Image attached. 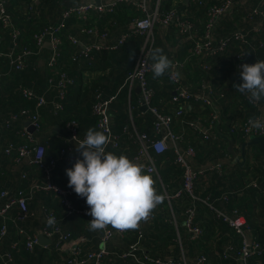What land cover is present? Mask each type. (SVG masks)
Returning a JSON list of instances; mask_svg holds the SVG:
<instances>
[{
    "label": "trees",
    "instance_id": "1",
    "mask_svg": "<svg viewBox=\"0 0 264 264\" xmlns=\"http://www.w3.org/2000/svg\"><path fill=\"white\" fill-rule=\"evenodd\" d=\"M177 0H175L176 2ZM226 1H230L234 8L223 18L221 19L216 25V27L213 29V35L222 39V38H231L233 37L234 33L241 31L244 33H248V35H251V28L254 27L255 24H261L260 32L261 34H258L256 36L257 39H253L250 36H247V40L249 44H243L236 41H231L229 47L224 53L217 54L215 56L209 57L206 60L207 65L210 66L209 70L202 69L199 66L197 58L191 57L190 54L187 56L191 60V63L195 65V69L200 71L202 73V76L205 77L200 83V88L196 91H191L183 82L184 87L187 89L188 92L191 94H199L202 92V85H208L210 84L212 91H213V100H214V109L212 108H204V110L201 109L200 104L196 103H188L185 107V115H183L182 118H178L173 121L172 123V131L177 134L181 135L182 139L180 141L179 147L183 150L188 147L192 148L194 152L196 153L197 157L195 158V161L198 162V164H201L203 159L206 157V162L203 161V163L207 162H216L221 160H228V158H231V155L227 152V143L225 140H223L222 136H227L233 143V147L236 153H240V146L241 144L246 141L245 135L243 131H240L238 129L239 123H243L244 120L249 119L252 116H256L258 114L257 109L250 105L244 97L241 95V93L236 91V94H232L233 100H236L239 110L233 111V114L231 111H229V106H224L225 102L229 100V97L226 96V94L223 93V88L219 87L223 84H220L219 86H216V82L213 85L212 80L214 77L217 76L216 71H214V65H211V63L215 62V60H220L221 58L227 57V60L225 59L226 66L222 68V71L220 73L221 81L223 82L224 79L228 76H231L232 74V84H238L242 83L240 76H239V69L237 66L239 64H254L257 62V60H264V12L262 15H254L252 11L255 8H259L260 5H262V9H264V3H261V0L258 1L256 5H253V7H250L252 3L249 0H188V2H183L181 0L178 3H175L174 0H159V10L162 14L168 13L172 8L176 11L177 14L181 15V19H185L189 22H192L196 29V35L202 37L205 32V21H206V13L207 9L210 6H217L222 5ZM61 0H38L37 3H32L31 0H25V4L22 6L21 11L24 14V20L25 23H19L16 19V22L14 21L11 12L8 9L7 4V13L11 16V19L13 21V24L15 28L19 31L20 36L18 38V49H29L33 54L30 56L25 57L24 59V67L21 70H15L14 67L10 65V60L7 59V55L9 51L13 47L12 39L6 29H3L0 24V56L3 57L0 58V72L4 74L0 79V86H3V82L5 80L10 81L8 83V89H9V98L6 99V102L9 103L10 109L8 113L6 114V117L3 121L1 130L3 131H9L10 129H13L14 124L17 122H25L26 117L21 114L22 111H28L31 115H36L38 117V128L35 129L34 132L41 131V121H40V108L43 107H50V106H44V105H50V102L52 100L57 99L59 90L56 87V83L58 80V77L60 74H65L67 78L71 81L70 84L67 85L64 94L66 95L68 88H70L72 85H74L75 81L71 77L70 73L59 67V63H56L53 67H50L49 65V59L50 57L56 53L57 59L56 61L59 62L61 58L62 53V45L67 46L69 48V52L72 53V56L70 57V61L77 62V61H89L87 59L79 58L81 48L79 45H75L72 43L71 38L77 39L82 44H92L95 43V38H93L90 35H87L85 33H82V28H89L93 27L88 23L89 16L92 12L89 13L88 19L85 20H79L74 16L69 17L68 19L63 20L62 14L66 10L61 5ZM154 3L156 0L153 1ZM242 6L240 7L239 5ZM9 3V0H8ZM83 4L82 0L78 1L77 3H74L72 6H77ZM176 4V5H175ZM239 4V5H238ZM240 7V8H239ZM250 7V8H249ZM48 9V12H45L44 10ZM43 13H48L52 18L50 20H47L42 17ZM100 15L101 22L103 18H108L110 21L108 24H114L116 14L119 15V17L122 19L123 23L125 24L124 31L120 34V36L115 40H110L111 32L114 31V25L112 26L107 25L105 27H102L101 25L98 27L100 33H104L106 35V38L109 40L110 46L117 47L115 50L118 52H121L123 54V59L121 62L118 63V67L115 69V71H111L109 76L104 77L106 79L103 84H106L103 86V88H99V86L92 90L93 92V100L92 103H89L88 107L85 108V110H77L76 112L72 113V116L69 118L68 121H66L65 124H69L70 122L74 121L77 123V135L79 139H83L85 132L90 127H95L97 130L102 131L97 126V117L93 113V106L99 99L101 100H109L111 99L109 108L112 107L114 102H120L122 101L126 102L127 99L129 101V105L131 107V116L128 118L125 116L126 114H121L124 117L125 123L128 122L130 131L132 133V136L135 137L136 141L138 142V147L136 149V152L133 156L134 158L138 155V151L140 149V144L137 139L138 135H145L148 139L155 140L159 138L158 135L154 132L153 123L155 121L154 115L146 111L143 113L142 120L145 123V127L142 129H138L136 125V118L134 116L135 110L138 107H140V96L133 93V88H129V84L127 81V78L129 74L134 70L139 52L141 47L144 43V37L140 35H132L130 38H128L124 43L121 45H118V42L120 38L130 33L129 27L130 25L137 19H142L145 17V15L137 9L132 4H121L117 5L114 9L111 11H103L100 13H97ZM116 15V16H115ZM248 15L250 17V20L248 19ZM195 16L200 17L202 19V22H197L195 19ZM98 19L99 16H98ZM241 20V21H240ZM76 22L78 24V33L85 39L82 40L81 37H76L78 35H72L69 32V26L71 23ZM234 22L236 23H243L245 24L244 27L246 29H239L238 27L231 26L228 28L227 31L220 32L223 29V24L227 26L229 23L230 25H234ZM252 23V24H251ZM62 24V27L59 29V31L56 33V36L58 37L60 43L57 46L55 50L51 49L50 55L47 59H44V56H41L42 51L46 52L47 49H45L44 45L41 47H38L35 43L34 36L44 32L49 29H53L57 26ZM219 25V26H218ZM218 26V30L216 31V28ZM163 27L156 25L155 31H154V41L151 46V50L155 49L158 45L159 41V47H161L162 43L160 39L155 32H157ZM167 27H171L170 30L165 29ZM163 28V30H167L168 32L172 31L174 28L176 30V35L178 37L179 41H187L189 44L188 50L191 48V42L189 40L185 39V36H180L178 34V29L175 27L174 24H169ZM23 29H26L25 31ZM215 31L218 35L215 34ZM90 36V37H89ZM168 36V33L166 34L165 38ZM92 37V38H91ZM73 46V49L72 47ZM163 50L165 48H162ZM107 51V50H102ZM231 51V53H230ZM135 52V55L132 59L129 58V53ZM190 52V51H189ZM228 53V54H227ZM243 55V60L240 61L237 57L239 54ZM165 54V53H164ZM169 59H171L173 62L181 63L182 65L186 62V60H178L174 57H170V53H166ZM230 55V57H229ZM256 55V57H255ZM74 57H77V60H73ZM224 59H221L223 61ZM181 61V62H180ZM39 62H42V65L39 67ZM152 62V61H151ZM65 68V67H63ZM182 68V66H181ZM35 69V71L33 70ZM181 69L179 70V73L181 74ZM68 72V73H67ZM6 74V75H5ZM9 75V76H8ZM34 75L42 78L40 81V85L42 88L39 87L38 83L34 81ZM5 76H7L5 78ZM209 76L208 79H206ZM213 76V77H212ZM162 81H165L166 84L170 85L172 95L168 99L172 103V110H163L159 108V106L156 105V102L159 100L158 92L159 88L157 87V80L153 79L152 72L147 75V83L149 87L153 90V98H152V106L160 113L165 114V111L167 114L175 113L176 110H178L179 105L172 102V98L174 96L173 93V86L170 84L167 74L163 77ZM159 78L158 80H160ZM182 78V76H181ZM229 78V77H228ZM24 80H27L25 82ZM22 81V82H21ZM34 82L36 86L32 85L31 82ZM45 83L44 86H42V83ZM227 82V81H225ZM47 85V87H46ZM42 89H45L42 91ZM23 90H28L32 93L33 97L31 99H25L23 96ZM170 96L169 89L167 90ZM65 97L63 100L60 101L61 106H63V101L65 100ZM43 98L45 100V104L43 106L37 107V99ZM51 98V99H49ZM115 98V99H114ZM2 96L0 95V103L2 102ZM51 100V101H49ZM114 100V101H113ZM168 102V101H167ZM166 102V103H167ZM194 106V108L189 109L188 105ZM197 109V116H194ZM52 113L58 114L61 111L55 112L52 107H50ZM214 110L217 112L219 119L215 123V129L213 131V135L208 140H203L202 137L196 135L190 128L187 127V132H175L173 130L174 125H181L187 122V121H193L198 116H203L204 118L209 117V114L211 111ZM245 112V114H244ZM2 114H0L1 118ZM15 116V120H11L10 117ZM225 117H228L227 120ZM80 123L84 128V135L81 136L79 129H80ZM67 125H65L67 127ZM23 126V125H22ZM20 127L22 130L23 127ZM110 130L114 137L117 138L116 146H113L109 143L108 148L106 151L112 152L115 154V150L119 149L120 146V137L115 134L111 127V117H110ZM136 127V129H135ZM18 132V131H17ZM192 134L197 138L198 141L204 142V146L201 147L199 144L197 146L189 143L187 140L189 138L188 134ZM21 134V131H20ZM35 136V134H33ZM25 139V138H24ZM76 142L74 141H67L65 145L61 148L60 155L58 154V157H54L52 154H45L44 156V163L50 161L51 159H55L57 161V158L60 159V161L65 162L67 157H72L69 153L72 155H77L75 153L76 148ZM28 145L30 148H34L37 146H42L44 148V151L46 150V147L42 144H40L38 141L35 143H29L25 139V142L15 144L14 143H8L5 148L2 149L1 155H4L6 157H9L10 159H14L17 157L18 153L16 152V149L20 146ZM11 146L12 149L9 153H5V150ZM208 149V150H207ZM152 159L155 161L157 174L156 175H150L154 177L155 179L160 177L161 179V188L158 193L160 194H167L169 196H173L174 193L183 187V178H182V169L174 163L175 161V153L172 149H168L167 152L161 155H155L151 153ZM65 159V160H63ZM75 161V159H74ZM72 162H66L69 165H72L75 163ZM229 163L224 164V170L222 175H216L210 176V179L207 181L209 182V188L199 193L197 190L198 183L199 186L204 184V180L199 179L195 182L193 186V195L196 199H193L188 193H182L179 197L175 198L176 200L172 202L174 199H171L170 205L174 207V205L183 203L185 207L182 210V216L181 219L177 221V232L179 233V237L181 240V245L183 247V252L187 256H185L188 259H195L197 257L205 255L208 259H211L215 264H235V261L233 259H223V254L225 249L228 246H231L233 248V253L231 255H236V252L240 248V238L233 232V230L228 227V225L223 222V220L218 217V212L231 215L234 212L238 213L239 215L243 216L247 223L250 225L251 229L253 230V235L257 238V240L262 245L263 254L259 258H253L251 260V264H264V163H263V154L259 150L258 146H252L248 147L245 151V156L243 158V166H241L239 163H232V159L228 160ZM197 164V163H196ZM197 164V165H198ZM57 165V162H56ZM232 167L236 170L237 179L233 182L228 180L227 177H225V169L227 167ZM56 166L53 170V175L55 174ZM230 169V168H228ZM41 170V169H40ZM146 173V172H145ZM147 174V173H146ZM207 177V176H204ZM202 177V178H204ZM170 179L174 180L173 183H170ZM253 180H257L258 187L250 186V182ZM46 183V180L43 177V174L40 176V180L36 181L34 184L35 186H42ZM63 188V187H62ZM67 190H73L71 188H65ZM162 190V191H161ZM2 192H8L9 195H16L13 194L8 189H3L0 191V194ZM37 192H43L44 191L40 188H35L34 191L30 192V195L33 198L34 193ZM22 193V192H19ZM18 194V193H17ZM23 196L27 199V217L23 221L17 220L18 216L20 215V211L17 206L11 208L5 217V219L0 218V231L4 228L6 231L5 236L2 238L0 245L2 244L3 240L6 238L8 234V229L10 225H19V229L25 230L22 225L23 223L31 216V210L29 208V203L32 200L29 195L22 193ZM72 196V197H71ZM70 197L72 200H70ZM202 200H206L207 204H205ZM69 200L71 205L75 210L82 211L86 209H90L88 205L85 204L84 201L81 200V197L77 196L75 192L69 196ZM6 199L0 198V207L4 205ZM73 203H72V202ZM2 202V203H1ZM167 203L164 199L162 204ZM193 203L198 207L200 217L197 218L195 221V224L201 228H203L202 224L200 222L202 216L204 214L207 215L208 221L210 225L207 226L206 232L204 231V236L198 241V240H191L190 235L187 233L184 226V219L185 215L184 212L186 209L190 208L191 205L193 206ZM160 204V205H162ZM159 205V206H160ZM157 206V207H159ZM64 208V207H63ZM66 216H89V215H82L78 213H72L69 214L67 209L65 208ZM178 215V213H176ZM55 218L57 220V226L60 229L61 233H66L71 235L72 239H77L80 237H83L85 239L84 242L88 241V236H86V233H83L85 235H80V231L77 229L75 230H67L63 228L62 223L60 221L61 215H59L56 211L54 212ZM256 219H259L256 223ZM182 220V222H181ZM208 223V222H207ZM12 225V226H13ZM44 224L42 223V228ZM205 230V228H203ZM26 231V230H25ZM162 232L166 234L168 240L171 241L173 245H175V256H159L160 258H171L174 261H178L181 259V256H179V242L174 239H176V230L173 226L167 225V227L163 226ZM126 233L130 234L129 236L133 237L135 243H139V241H135L137 238V230L136 229H130L126 230ZM29 235H35L37 233H30ZM102 231L99 233V239L101 238ZM127 235V234H126ZM217 235L218 238L214 239ZM21 237L15 239L12 241L13 243L10 244L9 248L6 250L0 249V252L2 254H9L14 264H19L18 256L22 258L23 260H27V258L30 257V255L35 254L38 255L40 260H45L46 263H49L51 260L50 255L48 254L47 249L55 250L54 246L57 243V237L53 238L52 244H50L48 247L45 248V250H38L39 245H34L32 248H28L26 246V238L23 235H20ZM117 236V235H114ZM113 236V237H114ZM87 237V238H86ZM213 237V238H212ZM205 238V239H204ZM132 239V240H133ZM204 239V240H203ZM212 239V245L206 249H204V244L206 241ZM203 240V241H202ZM83 242V243H84ZM101 242V241H100ZM107 243V242H106ZM102 244V243H101ZM131 244V246L133 245ZM106 245V244H105ZM12 246V247H11ZM15 246V248H14ZM84 244L81 246L79 245L80 251L78 254L79 259L85 260L86 256L88 254H91L93 252L99 251L101 248H98L96 250H87L84 251ZM210 248V249H209ZM42 249V248H41ZM215 250V251H214ZM58 251V250H56ZM108 251V250H107ZM59 253L63 254V264H67V262L70 259V255L68 253H65L63 251H58ZM213 252H215L213 254ZM146 254L143 250H141L139 245V250L136 253V257L131 259L135 260L140 264L142 261V255ZM17 254V255H16ZM151 257H155L153 255L147 254ZM107 256H112V259H118V255H110L107 253L101 260L100 264H104L107 261ZM118 257V258H117ZM36 259V258H34ZM33 259V260H34ZM120 259V258H119ZM29 261V260H28ZM0 264H2V261H0ZM86 264H92L91 262Z\"/></svg>",
    "mask_w": 264,
    "mask_h": 264
},
{
    "label": "built area",
    "instance_id": "2",
    "mask_svg": "<svg viewBox=\"0 0 264 264\" xmlns=\"http://www.w3.org/2000/svg\"><path fill=\"white\" fill-rule=\"evenodd\" d=\"M32 3H37L38 0H31ZM132 4L137 9H139L145 17L142 19L135 20L129 27L130 33L123 35L118 45L124 43L128 38L132 35H140L144 37L143 46L140 49L139 56L135 65L134 70L129 74L127 81L129 84V88H132L134 85H137L140 89V105H145L147 107V111L151 112L155 121L153 123L154 132L159 138L155 140L148 139L145 135H138L137 139L140 144V149L138 151V155L134 158V162L139 163L144 166V170L148 175H156L157 169L155 165V161L151 157V153L156 155L164 154L168 149H172L175 153V163L182 169V177H183V187L182 189L176 191L173 196H169L166 193L164 194L165 199L168 201L170 198L179 197L182 193H188L193 199H196L193 195V186L195 182L205 176V175H222L224 170V164L229 163L228 160L224 159L216 162H208L205 164H196L194 161L195 152L192 148L188 147L186 149H181L179 147L180 141L182 139L181 135H177L172 131V123L174 120L178 118H182L185 115V107L188 103H196L200 104L201 109L204 108H212L214 109V100H213V91L210 86L202 85V92L199 94H191L187 91L182 83L181 74L179 70L181 69L182 64L178 62H174V68L171 74H167V78L170 84L173 86L174 96L172 98V102L179 105V109L175 111V113L171 114H163L158 112L152 106V98H153V90L149 87L147 83V75L151 73V60L149 58V52L151 51V46L153 43V30L156 25H159L163 28L168 26L169 24H174L178 29V34L180 36H185L186 40L191 42L190 48V56L197 58L199 66L202 69L209 70L210 66L207 65L206 60L209 57L215 56L217 54L224 53L229 47L231 41L240 42L243 44H249L247 40V36L252 37L253 39H257L256 36L260 32L261 24H255L253 28H251V35L248 33H244L238 31L234 33L232 39L231 38H218L213 35V29L219 23L221 19H223L233 8V5L230 1H226L222 5H213L207 9L206 13V21H205V32L202 37L196 35V29L192 22H189L185 19H181V15L177 14L175 10H170L166 14H162L159 10V0H156L155 6H152L149 3V0H108L106 2L100 3L98 5H93L90 2L83 3L81 5L72 6L66 9L63 14V20L68 19L71 16L76 17L79 20H85L89 16L91 11H97L98 13L103 11H111L117 5L121 4ZM261 3H264V0H261ZM7 4L8 0H0V24L3 29H6L12 39L13 47L9 51L7 57L10 60V65L14 67L15 70H21L24 67V59L27 56L33 54L29 49H18V38L20 36L19 31L15 28L11 16L7 13ZM264 9H262V5L259 8H255L251 14L254 15H262ZM248 15V19L250 17ZM62 27V24L59 26L41 32L34 36L35 43L38 47H41L45 43H49L52 50H55L59 45L60 41L56 36V33ZM82 33L90 32L91 35L98 38L95 43L92 44H82L75 38H71V41L75 45H79L81 48L79 58L89 59L92 51H100V50H112L117 47L110 46L106 42V35L104 33H99L96 29H88L82 28ZM92 32V33H91ZM1 55V54H0ZM240 61L243 60L242 53L237 57ZM57 54L54 53L49 59L50 67H53L56 64ZM77 57H74L73 60H77ZM249 65H252L250 63ZM241 64L237 66L240 70ZM179 73L177 76L175 73ZM0 72V78L3 76ZM71 81L67 78L65 74H60L56 83V87L59 90L58 93V101H52L51 106L55 111L62 108L60 101L63 100L65 94V89ZM242 95V94H241ZM23 96L25 99H31L33 97L32 93L28 90H23ZM246 102L250 105L254 106L258 114L256 116L264 115V102L261 103H252L248 100L246 95H242ZM98 101L93 106V113L97 117V126L101 129L106 135L111 138L110 144L116 146L117 138L113 136L110 130V114H109V105L111 99L109 100H101L98 96ZM45 104V100L43 98L37 99V107L43 106ZM21 114L26 117L31 126L34 129L38 128V117L36 115H31L28 111H22ZM11 120H15V116L10 117ZM219 116L216 111L212 110L209 114V117L204 118L203 116H198L193 121H187L185 124L188 128H190L196 135L203 138V140H208L212 137L213 131L215 129V123L218 121ZM248 120L246 119L243 123H239L238 129L243 131L244 137L246 141L251 136L255 137H264V131H258L250 128L248 124ZM77 123L72 121L70 122L66 130L69 132L71 140L74 142H78L79 139L77 135ZM21 135L25 136L29 143H34L32 136L27 131L26 127H23L21 130ZM73 137H77L73 140ZM12 149L9 146L5 153H9ZM18 153L15 158V162L18 163L25 157L30 158L31 155L34 157V164L43 171L44 176L48 179L56 166V161L51 159L50 161L44 163V148L42 146H37L34 148H30L28 145L20 146L16 149ZM72 157H67L66 160L71 161ZM253 187H258L257 180H253L249 184ZM35 188H40L46 192H53L61 197V203L66 207L69 214L78 213L82 215H88L87 213L90 209L78 211L73 208L68 197L74 193L73 190H63L56 185L47 182L42 186H35ZM1 199H6L3 206L0 207V218L5 219L9 210L15 206L18 207L20 211V215L17 220L23 221L27 217V199L23 196V194L19 193L17 196L9 195L8 192H2L0 194ZM207 204V201H203ZM184 227L187 233L190 235L191 240H198L204 234V229L197 226L195 224L196 213L195 208H188L184 212ZM90 216V215H89ZM53 217L55 219L54 225H49L48 219ZM218 217H220L223 222H225L228 227H230L233 232L240 238L241 244L240 248L236 252V255H231L233 253V248L228 246L223 254V259H233L235 264H251V260L253 258H259L263 254L262 245L257 240V238L253 235V231L251 230L249 224L245 220V218L238 213L234 212L231 215L224 214L218 212ZM150 218V216H149ZM148 218V219H149ZM48 227H44L40 232L35 235L25 236L26 238V246L28 248H32V246L38 244V235H43L46 238L53 239L57 237V243L54 248L58 251H63L70 255V259L67 264H86L91 262L92 264H100L102 258L107 254L106 249L103 247L91 254L86 256L85 260L79 259L78 254L80 251L79 245L85 241L83 237L72 239L71 235L66 233H61L60 229L57 226V220L55 215L52 212H49L45 219ZM6 231L3 228L0 231V243L2 238L5 236ZM125 231H119L113 229L111 226H108L105 230L102 231V235L100 241L104 246L106 242H108L114 235L117 236H125ZM15 248V246H14ZM139 250V243H135L130 247L129 252L125 254H121L119 258L126 257H136L135 251ZM135 252V253H134ZM0 261L2 264H14L12 257L9 254H2L0 252ZM208 258L203 255L197 257L195 259H188L184 255L180 260L174 261L171 258H160V257H151L147 254L142 255V261L140 264H207Z\"/></svg>",
    "mask_w": 264,
    "mask_h": 264
},
{
    "label": "crops",
    "instance_id": "3",
    "mask_svg": "<svg viewBox=\"0 0 264 264\" xmlns=\"http://www.w3.org/2000/svg\"><path fill=\"white\" fill-rule=\"evenodd\" d=\"M61 1H62L61 2L62 7L64 9L65 8L68 9L72 7L74 3H77L78 1H81V0H61ZM106 1L108 0H82L83 3L90 2L93 5H98ZM153 1L154 0H149L150 5L152 6L151 9H153V7L155 6V3ZM24 4H25V0H9V3H8V6H9L8 9L11 12L14 21L16 22L17 20L20 24L25 23L24 20L22 19L24 18L23 17L24 14L21 11V8ZM67 6H70V7H67ZM44 11L48 12L49 10L45 9ZM97 13H98L97 11H93V13H91V15L88 17L89 18L88 23L91 26H93V27H89L88 29H96V31L99 32L98 27L100 25L102 27L110 25L108 24L110 20L108 18H103L101 22V18L103 15L100 17V15H98ZM116 15H115L116 17L114 20V24L112 23L114 25L113 27L114 31L111 32L110 40L117 39L120 36V34L124 31V28H125V24L123 23L122 19L119 17L118 14ZM98 16L100 19H98ZM42 17L47 20H50V18H52L48 13H43V12H42ZM195 18L197 22H202V19L200 17L195 16ZM112 24L110 26H112ZM237 24L238 23L236 22H234V25H230L228 23L226 26L223 24V29L220 32L222 33L223 31H227L228 28L231 26L237 27ZM69 26H71L69 28V32L72 35H78L76 37H79V38L81 37L82 40H85L78 33V24L76 22L71 23ZM218 26L216 28V31L218 30ZM170 28L171 27H167L165 29H168L169 31ZM23 30L25 31L26 29H23ZM168 31L163 30V28L160 29L159 27V30L155 32V34L160 38L158 40H160L162 43L161 47H159V41H158V45L156 48H160V49L165 48L164 50L162 49L163 53L165 54L170 53L171 54L170 57L172 56L178 60H182L183 58H184L183 60H186V62L182 65V68L180 71L182 80L191 91H196L200 88V83L203 79H205V77L202 76V73L200 71L195 69L196 66L191 63L192 59L187 57L190 54L188 50L189 48L188 42L179 41L176 35V30L174 28L172 29V31L170 32ZM216 31H215V34L218 35ZM167 33H168V36L165 38ZM85 34L90 35L93 38H95L96 39L95 42L98 40V38L91 35L90 32H86ZM108 41L109 40L106 38L107 44L110 45ZM153 41H154V31H153ZM44 47L47 50L46 52L42 51L41 56H44L43 58L47 59L48 56L50 55L51 47L49 43H45ZM71 47L73 49V46ZM61 48H62V53H61L62 55H61L59 62L57 61L56 63H59L60 68L65 69L70 73L75 83L70 88H68L67 93L65 95L66 96L65 100L63 101L62 108L57 111L54 110L55 112H58V111H61V112H59L58 114H54L52 113L50 109V107H52L51 103L50 105L49 104L44 105V106H50V107L40 108L39 112H40V121H41V127H42L41 131L33 132V133L29 132V134L32 136L34 140V143L38 141L41 145L43 144L46 147V150L44 151V156L45 154L49 153V154L54 155V157H58V154L60 155L61 153H63L60 150L61 146L63 147L67 141H72V140H71V137L70 139H66L65 137H62V135L58 133L57 129L60 130L61 132L67 131L66 126H65L67 124L65 123L72 116V113L76 112L77 110H85V108L88 107L89 103H92V100H93L92 90L96 88L94 86H99V88H103V86L106 85V84H103L104 82H106L105 81L106 79H104V77L106 76L108 77L110 72L111 71L114 72L115 69L118 67V63L121 62L122 60L124 61L123 54L115 50L116 49L115 48V49L107 50V51H102V50L92 51L90 58L87 59L89 61L72 62L70 61V57L72 56V53L69 52V48L63 45ZM0 58L3 59V57L1 56ZM7 59L9 60L8 57ZM221 59H224V60L221 61ZM221 59L215 60V62L211 63V65H214V71H216L217 73V76L213 78L212 83L214 85L216 82V86L223 84L219 87H222L223 93L229 97V100L225 102L224 106H229V111H231V113L229 114H233L232 112L234 110L238 112L240 108L236 100H233V96H232V94L233 95L236 94V90L234 89L232 80H231L232 74L231 76H228L229 78L226 77L223 82L221 81L223 77L220 78V73L222 71V68L227 65V63L225 64L224 62L225 59L227 60V57L221 58ZM41 65H42V62H39V67ZM33 70L35 71V69ZM6 77L7 76H5V78ZM208 78L209 76L206 79ZM162 79L163 78L156 81L157 83L156 85L159 88L158 92L160 93L158 94L159 100L156 102V105L159 106V108L163 110L164 109L172 110L173 108L172 103L168 100L172 95V91H171L172 89L170 85L166 84L165 81H162ZM41 80L42 78L34 75V81L38 83L40 88H42L40 85ZM24 81L27 82V80H24ZM8 83H10V81L5 80L3 82V86H0V95L3 98L2 102L0 103V114H2L0 118V191L3 189H8L13 194H16L13 196H17L19 192H22L24 194L29 195V197L32 200L29 203V208L31 210V216L22 225V227L26 231L23 229L18 230L17 228L19 225H15V226L13 224H12L13 226L10 225L8 229V234L6 238L3 240L2 244L0 245V249L2 250L8 249L10 244L13 243L12 241L17 239V236L18 238L21 237L20 235L30 236L28 232L38 233L44 227H48L45 221L46 216L49 212H52L54 214V212L56 211L59 215H61L60 221L62 223L63 228L69 231L70 230L73 231L77 229L78 231H80L81 233L80 235H85L83 233H86V236H88V238L86 237L88 241L82 243V245L84 244V247H83L84 251L96 250L98 248L103 247L104 249H106V251L108 250L107 253H109L110 255H118V257L121 254H125L129 252L131 244H133L134 242L133 237L129 236L130 234L127 233V235L125 236H114L106 243V245L103 246L98 236L100 231L92 232L88 230L87 223L92 220L91 216H75L76 214H74V216H66V213L64 211L66 207L61 203V197H59L57 194H54L53 192H46V191H44V193L37 192V193H34L33 198L30 195V192L35 190L34 184L36 181L40 180L41 174H43V177L47 182H50L63 190H67L65 188H69V187H68V177L66 176L65 170L68 168H71L72 165H69L66 162H72L74 161V159L76 160L77 158H82L80 157L79 153L77 154L75 150L74 151L77 155H74V154L72 155L71 153H69L72 156L71 161L63 159L65 160V162H63V161H60L59 158H57V161L54 159L57 162L55 174L53 175L52 173V175L48 179L45 178L43 171H41L34 164L33 155H31L30 158L25 157L18 163L15 162V158L10 159L9 157L1 155L2 149L5 148L8 143L15 142V144H19L20 142L21 143H23V141L25 142V139L27 140L25 136H22L20 134V131H21L20 127L22 125H23L22 127H25V124L29 122L27 119H25V122L23 123L19 121L16 124H14L13 129H10L9 131L1 130L6 114L8 113L10 109L9 103L6 102V99L9 98V95H10L8 86H6L8 85ZM31 84L39 88L37 85H35L33 81L31 82ZM44 85L45 83L43 82L42 86ZM136 87L137 85H134L132 87L133 93L139 96V94L135 92ZM168 89L170 92V96L167 91ZM43 90L45 89H42V91ZM58 100L59 98L57 97V99L52 100V101H58ZM188 108L192 109L194 108V106L189 104ZM134 110H135L134 116L136 118V125L138 129H142L145 127V123L142 120L144 112L140 110V107ZM195 110H196V113L194 116H197V109L195 108ZM109 114L111 117L112 130L115 134H117L120 137V146H119V149L115 150V154L118 156L121 154L126 155L130 160L133 161V156L138 147V142L136 141L135 137L132 136L128 122L125 123L123 119L124 117H122L123 115H121V114H126L125 116H127L128 118L131 116V107L129 105L128 99L126 102L122 101L121 104L120 102H114L112 107L109 108ZM227 118L228 117H225L226 120ZM182 125L183 126L181 125L179 126L175 124L173 127V130L175 132H187L188 130L187 126L185 124H182ZM84 131L85 130L80 123L79 132L81 136L84 135L83 134ZM33 134H35V136ZM188 136L189 138L187 141L189 143L195 146H197V144H199L201 147L204 146L205 143L198 141L197 138L193 136L192 134L189 133ZM206 159L207 158L205 157L203 161L206 162ZM203 161L201 162L200 165L205 164V162L203 163ZM240 161H242L241 162L242 164L240 163L239 164L243 166L244 164L243 160H240ZM196 163L198 164V162ZM232 163L233 164L235 163L233 159H232ZM224 173H225V177H227L229 181L231 180L233 182L234 180L237 179L236 170L232 167V165L230 167H227ZM213 175L214 174L205 175L207 177L203 176L204 178L201 177V179L204 180V184L200 186H199V183L197 184L198 185L197 190L199 193H202L209 188V182L207 181L210 179V176H213ZM152 178L155 181V187L157 191L159 192L161 188L160 187L161 179L158 176L156 179L154 177ZM173 182L174 180L170 179V183H173ZM199 182H200V179H199ZM71 197H70V200H72ZM175 198L177 197L170 198L169 201L165 199L167 203L162 204L156 209H154L152 213L150 214V218L147 219V221L142 220L139 222V226L136 228L137 238L135 241L137 242L139 241L141 250H143L146 254H150L155 257L175 256V252H176L175 245H173L172 240L169 241L168 240L169 238H167L166 234L162 232L163 226L167 227V225H169V226H173L177 233L176 239H174V241L176 242L177 240L179 242V245H180L178 246L179 256L181 257L183 255L187 256L186 254L183 253L185 251L183 250V247L180 243L181 242L180 237H179L180 235L177 232V221L181 219L182 213L184 211L182 210L183 208H180V207H185V205L181 203V204L174 205V207L171 206L170 201L171 199H174L172 201L174 202L176 200ZM68 200H69V197H68ZM81 200L84 201L86 204L85 199L81 198ZM202 201H206V200L201 199V202ZM190 208H195V213H196L195 221H196L197 218L200 217L199 209L194 203H193V206L191 205ZM176 213H178V215ZM208 220L209 219L206 214H204L200 220V222L203 223L202 226L203 228H205L204 230L205 232L207 230V226L210 225ZM258 220L259 219H256V223L258 222ZM42 223L44 224V226L40 228ZM182 226H184V224ZM218 236L219 235L214 237V239H217ZM200 239H198V241ZM50 244H52V241ZM50 244L46 246L37 244L39 245V247L42 248V249L38 248V250H45V248L48 247ZM212 244H213L212 239L211 240L209 239L208 241L205 242L204 249L208 248V246L210 247ZM47 250H48V254L51 257V260L49 263H46L45 260H40L38 255H35V254L30 255V257L27 258V260H23L22 258L18 256L17 262L19 264H63V254L59 253L58 251L54 249L53 250L47 249ZM214 253L215 252H213V254ZM106 258H107V261L104 264H138V262L131 259V257H126L122 259L121 258L112 259V256H107ZM207 264H215V262H213L211 259H208Z\"/></svg>",
    "mask_w": 264,
    "mask_h": 264
},
{
    "label": "clouds",
    "instance_id": "4",
    "mask_svg": "<svg viewBox=\"0 0 264 264\" xmlns=\"http://www.w3.org/2000/svg\"><path fill=\"white\" fill-rule=\"evenodd\" d=\"M134 55L135 52H130L129 58ZM149 58L154 80L172 73L174 62L162 49H152ZM175 74L179 76L178 72ZM239 76L242 83L234 84V89L252 103L264 102V60L241 65ZM248 124L252 129L264 131V115L250 117ZM110 142L111 138L103 131L88 128L84 138L75 143V151L82 158L65 170L68 187L85 199L90 208L87 214L92 220L87 227L92 232L108 226L119 231L136 229L165 199L143 165L126 155L106 151ZM48 223L54 225L55 219L50 217Z\"/></svg>",
    "mask_w": 264,
    "mask_h": 264
},
{
    "label": "water",
    "instance_id": "5",
    "mask_svg": "<svg viewBox=\"0 0 264 264\" xmlns=\"http://www.w3.org/2000/svg\"><path fill=\"white\" fill-rule=\"evenodd\" d=\"M71 6V5H70ZM67 6V7H70ZM135 92L140 94V89L137 86L135 88ZM140 110L142 112H146L147 111V107L145 105H141L140 106ZM25 127L27 128V131L30 133L34 132V127L31 126V124L29 122H27L25 124ZM58 133H60V135H62V137H65L66 139H70V134L66 131L61 132L60 130H58ZM223 140L226 141L227 143V152L231 155V157H233V161L235 163H240L242 164L240 160H243L244 156H245V151L248 147H252V146H258L259 150L261 151V153L263 154V163H264V137H255V136H251L249 137V139L247 141H244L241 146H240V155H237V153L234 150L233 147V143L232 141L227 137V136H222ZM38 244L42 245V246H46L48 244L51 243V239L44 237L43 235H38Z\"/></svg>",
    "mask_w": 264,
    "mask_h": 264
},
{
    "label": "rangeland",
    "instance_id": "6",
    "mask_svg": "<svg viewBox=\"0 0 264 264\" xmlns=\"http://www.w3.org/2000/svg\"><path fill=\"white\" fill-rule=\"evenodd\" d=\"M180 1H181V0H177V1L175 2V0H174L175 3H178V2H180ZM249 1L252 3V5H251L250 7H253V5H256V4L258 3L259 0H249ZM183 2H188V0H183ZM175 5H176V4H175ZM241 6H242V4L240 5V7H241ZM234 7H235V6H234ZM234 7H233V8H234ZM240 7H239V8H240ZM250 7H249V8H250ZM172 10H174V9L172 8ZM240 21H241V20H240ZM251 24H252V23H251ZM244 25H245V24H243V23H239V22H238L237 27H238L239 29H246V27H244ZM154 31H155V29H154ZM258 34H261V32H259ZM230 53H231V51H230ZM237 155H240V154L237 153ZM195 158H196V153H195ZM195 158H194V161H195ZM249 226H250V225H249ZM250 228H251V227H250ZM251 230H252V229H251ZM252 231H253V230H252ZM126 234H127V233H126ZM126 234H125V235H126ZM135 252H137V251H135Z\"/></svg>",
    "mask_w": 264,
    "mask_h": 264
}]
</instances>
